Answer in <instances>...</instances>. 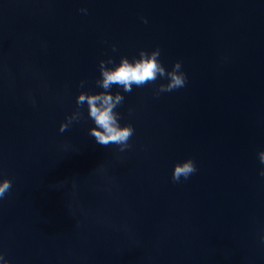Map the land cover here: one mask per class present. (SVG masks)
<instances>
[{"label":"water","instance_id":"1","mask_svg":"<svg viewBox=\"0 0 264 264\" xmlns=\"http://www.w3.org/2000/svg\"><path fill=\"white\" fill-rule=\"evenodd\" d=\"M0 264H264V0H0Z\"/></svg>","mask_w":264,"mask_h":264}]
</instances>
